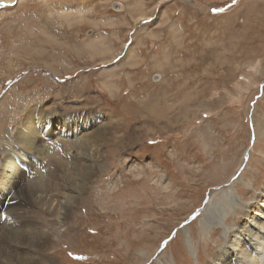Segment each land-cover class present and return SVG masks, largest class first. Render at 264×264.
I'll list each match as a JSON object with an SVG mask.
<instances>
[{"label": "rangeland", "instance_id": "374dc122", "mask_svg": "<svg viewBox=\"0 0 264 264\" xmlns=\"http://www.w3.org/2000/svg\"><path fill=\"white\" fill-rule=\"evenodd\" d=\"M101 39L104 61L86 49ZM30 125L54 137L16 178L0 151V191L23 192L0 264L211 262L264 196V0H0V150H22ZM29 181L52 186L47 201Z\"/></svg>", "mask_w": 264, "mask_h": 264}, {"label": "bare ground", "instance_id": "6f19581e", "mask_svg": "<svg viewBox=\"0 0 264 264\" xmlns=\"http://www.w3.org/2000/svg\"><path fill=\"white\" fill-rule=\"evenodd\" d=\"M9 1L10 0H6V2H9ZM139 8H140V5L138 2H136L134 10H136V9L138 10ZM134 10H132V11H134ZM142 18H144V15L143 16L141 15V17L139 19H142ZM48 30H50V29L48 28ZM43 34H44V36L49 38L48 39L49 41L51 39H53L49 35H48L49 36L48 37L45 32ZM105 40L106 39H101V40H93L91 42H88L86 44V49L91 51V53H88V54L90 56H99L100 60L102 59V56H103L102 60L104 61V59L109 54L111 55L113 53L112 51L108 50L109 46L107 45ZM52 46H53V44H52ZM60 52L64 53L63 51H60ZM131 54H132V52H131ZM50 56H54V55H50ZM38 60L41 61L40 59H38ZM114 74H115L114 72L113 73L111 72V74L107 73V75L102 73V74H100V77H99L100 78L99 82H100L101 87L103 89H106L107 91H109L110 94L113 93L112 91H110L111 88L114 91L116 90V88L114 87V85L112 83V79H110V76L114 77ZM24 85H26V84H24ZM46 87H48V85H46L44 87L45 90H43V95H44L43 97H45V96L50 97V92L48 91L49 88L47 89ZM46 89L48 92L46 91ZM52 89H53V87H52ZM73 89H77V88L75 86H73ZM73 93H74V91L70 92L71 95ZM58 96L60 98V95H58ZM36 97H37L36 99L40 98L39 95H37ZM56 98H57V95L55 97V100L58 101L59 98L58 99H56ZM55 100H52V101H55ZM35 104L36 105H33V106L31 105L25 111L27 113V115H26L27 119H29V117L32 116V114L37 113L39 108L43 107V104L40 102H35ZM53 105L59 106L55 102H53ZM52 108H55V107L52 106ZM43 120L44 119L39 118L36 124L39 125L40 123L43 122ZM46 123L49 124L48 121H46ZM60 128H61L60 129L61 133L63 131H65L68 138L69 137L75 138L74 131L70 128V126L68 124L63 125ZM45 133L42 136L37 137L38 135H37L36 131L34 130L33 126L30 125L28 128V133L26 135L21 134L19 136V140H20L19 144L24 146L22 150H20V149H18L16 151H10L8 149L0 150L1 155L4 157V159H3L4 160L3 168H4V173H5L4 178L9 179V178L19 177L22 174L23 170L24 169L26 170L28 168L22 160L24 157L39 156L42 159L48 158V154L47 155L46 154L41 155V152L42 153L44 152L43 148L45 147V145H47L46 143L54 137V135L52 133L51 134L48 133L47 135H45ZM61 133H60V135H65V134H61ZM5 135H8V131L5 132ZM37 139H38V141H36ZM63 140H65V139H63ZM103 142L105 143V141H103ZM122 142L123 141H117V145H120V147H122V148H119L117 146L119 149H123V143ZM131 143H132V141H130V144ZM60 144L61 143H56L55 145H60ZM51 160H52V158H51ZM48 185L49 184L38 183L37 181H35V182L29 181V184H28L29 192H31V195L34 197V199H37V202L39 204L47 201V196H44L43 190L48 189L49 188ZM50 188H52V186H50ZM263 190H264V188H263ZM1 191H0V225L1 224L4 225L8 221L11 223H15V221H10L7 218V214L5 213V211L11 210L14 207V205L18 201L17 198H20V196L23 195V192L19 191L18 188L16 189V187L13 188L12 190H9V191L6 190V192H1ZM39 191L41 193L40 195L38 194ZM219 194H220L219 197L221 198V201H222V206L220 207V209H217V208L211 209V207L214 205L213 202L216 200L215 196L208 199V201L204 205V211H205L204 213L206 215H205L204 219L201 221V227H202L203 231H206L209 228V226H211V225H219L220 220L225 217L223 209L225 207L230 206V205L224 204L225 200L229 199V202L233 203L232 198H231V191L229 189L221 191V193H219ZM263 194H264V192H263ZM263 197H261V198H259V200H257L258 203L255 204V206L250 205L251 207L248 210H246L244 215L242 216V218H244V219L245 218H248V220H249V218L252 219V223H249L248 221L246 223H244V220H243L239 223V225H235L236 229L233 232H234V234L237 232L239 233V237L237 238L238 241L236 242L237 244L232 242L228 246V247L233 248V249H229L230 251H228L227 253H225V251L223 252L220 250L218 255H216L215 259L212 260L211 262L207 263V264H262L264 262V208H263L264 205L262 207L259 205V203L263 200ZM219 202H220V199H219ZM65 203H67V202H65ZM229 204H231V203H229ZM259 207H261V208L258 210ZM210 213H212L211 214L212 217L209 219ZM62 215L64 216L65 213H63ZM2 231H3V234L5 236H7L8 238H12L14 235L15 240L18 238V233L20 232L18 230L14 231L8 227H5V229H2ZM18 260H20V259H18Z\"/></svg>", "mask_w": 264, "mask_h": 264}, {"label": "water", "instance_id": "95a60500", "mask_svg": "<svg viewBox=\"0 0 264 264\" xmlns=\"http://www.w3.org/2000/svg\"><path fill=\"white\" fill-rule=\"evenodd\" d=\"M253 143V141H251V144Z\"/></svg>", "mask_w": 264, "mask_h": 264}]
</instances>
